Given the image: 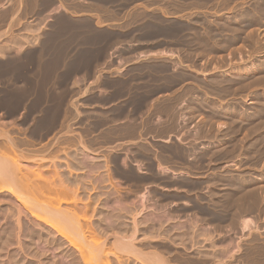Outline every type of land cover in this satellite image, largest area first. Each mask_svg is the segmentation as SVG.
I'll use <instances>...</instances> for the list:
<instances>
[{"label": "rangeland", "instance_id": "1", "mask_svg": "<svg viewBox=\"0 0 264 264\" xmlns=\"http://www.w3.org/2000/svg\"><path fill=\"white\" fill-rule=\"evenodd\" d=\"M23 1L25 6L23 9L21 8L22 12L20 11L21 13L18 14V18L13 20L14 16L10 17V14L4 16L3 12L5 10L4 8L8 7L7 5H16L18 0H0V65L5 62L9 64V68L6 72H0V90L6 88L10 82L15 86H20V92L25 90V92L23 91L25 94L33 95V93L37 94V92L41 90L42 92L44 91V94L47 96L50 93L53 94L51 97H55V95L57 97V94L61 93L64 98L59 94L58 97H60V99L55 103L59 105V111L62 110L60 111L59 118L56 120L55 126L53 125V128H49L51 131L47 129L37 133L34 132L33 134V124H36V121L35 119H30L31 117L28 119L26 112H24L26 110H24L23 106L17 108L18 111H14L12 114L9 113L10 115L8 112L6 113L4 110H0V119L2 121L4 120L3 123H5L6 126L10 123V126L8 125L7 127H12L10 130L14 128L15 130L13 132L17 131V133L15 132L17 136L19 135V137L23 138V135H25V137L27 136L29 139L32 138L30 140H33V143L35 142V147L45 144V146L47 145L46 147H50V149L54 151L60 148L62 156L60 155V151H58V153L59 159L62 161L65 155L64 151L76 153L78 149H81L79 145L84 142L85 144L82 145L89 146V148L86 147L90 151L95 152L93 154L98 157L101 155L99 158L103 162L108 157L109 161L106 160L104 163L106 164L109 162L107 163V165H109L103 167V169H105L103 172H106V169H108L109 172L111 171V175H114L113 179L120 182L119 190L122 189V195L124 192L127 194V197L123 200L134 201L136 204H139L140 200L138 199L141 198V194L148 190L150 193L152 192V194L148 192V197H150L149 201L156 202H148V209L150 205L154 206L159 203L161 206H165L164 204L167 203L166 205H169L172 213L179 214V219L187 217L185 216L186 213L190 217L198 216V224L201 222L199 225L203 227L208 225L209 232L211 231L210 233L213 235L209 234L212 235L211 237L214 240L217 239L215 240L217 244L223 245L222 243L225 244L227 243L226 241L232 238L237 240L236 236H243L244 238L248 236L250 238V236L246 234L247 232H241L240 230L238 232L239 228H236L238 227L236 226L238 224L236 221L238 217L236 218L235 216L236 224L232 222L234 219H230L234 218L233 213L236 208L233 207L229 209L227 207L228 203L226 199H224L225 195L220 198H216V195H214L215 192L220 193L226 191L225 189L224 191L223 189H220V191L218 189L227 185L223 183H227L228 180L227 174L229 173V166H227V164H229V159H227L226 143L220 141V136L216 137V130L213 132L214 126L212 128V123H210L211 105L209 104L211 102L210 88L212 86H210L211 84L209 83L212 82L211 63H213V56L210 55L212 40L209 33L210 28L208 27L212 19L210 0H64L62 3L63 6L65 4V10H60L59 7V11L56 8V13L52 12L51 8L55 3H58L57 0H53L55 3L52 2V5L46 8H40V6H38L40 0ZM34 16L37 22L33 19ZM11 19L14 21V25ZM10 20L12 22H10ZM206 22L207 24H205ZM98 23H101V25ZM9 26L12 27V29L10 27L12 31L9 30ZM260 28H257V30H259L257 31L255 27L254 35L261 34L259 37L261 40L258 38L259 35L257 36L260 40L259 50H261H258L259 52L257 51L258 54L257 52H255L254 55L252 54L250 56V59L252 58L251 60H249V57L247 58V55L249 56L250 53H245L244 59L247 58L248 65L257 59L255 54L258 55L261 60H264V57H262L264 56V53H262L264 52V46H262L264 45V24L260 23ZM255 30L258 34L255 33ZM12 37L18 39L16 44L13 42ZM19 39L21 41H19ZM240 42L241 41L236 43L235 46L239 45L238 48L240 49L243 47L241 52L244 54V52L247 51V47L245 44L242 46L243 42ZM122 45L125 46L124 48L127 49V52L135 51L134 55L123 56L121 54L119 56V62H111L113 54L109 53V51ZM207 46H209V48ZM235 49H237V47ZM163 50L172 53L170 54L171 56L163 54L161 52ZM238 51L240 52V50L237 49V56H239ZM227 52L228 50L225 51V55L224 53H221V55L225 57ZM241 54L242 53H240V55ZM50 65L52 66L50 67ZM22 66H24V68ZM19 68L20 70H18ZM88 73L91 74L82 81L76 77L80 74L83 76ZM82 76L81 78H84ZM102 77H105V79L101 80ZM15 86L14 88H18ZM107 89L112 91V95L104 97L100 95L96 96L98 92ZM16 91L19 92V90ZM165 92L168 94H164ZM61 97L63 99L62 101ZM196 98L198 99L196 100ZM102 99H107L109 101L102 102ZM196 101H199V103ZM60 102L64 103L59 104ZM111 102H114L111 107L107 109L102 108V106L108 105ZM149 102L151 104H149ZM21 111L23 112V116H25L24 118L27 119L22 117ZM65 112L67 116L64 115ZM18 116L20 118L17 119ZM19 119L24 121L21 120V122ZM61 120H63L65 124L68 122L69 125H63L64 122ZM58 125L62 127H58ZM68 127H70L69 130ZM78 138H82L81 140L83 141L81 144H78ZM70 149L71 151H69ZM224 150H226L225 153H223ZM58 153L56 151V154ZM103 155L105 159L102 158ZM47 159L43 160L44 162L41 160H37L36 162L30 161L28 167L32 172L41 173L43 178H47L49 182L54 181V185H57L58 176H56L57 174L55 173L56 167L52 162L49 160L47 161ZM123 161L125 162L123 163ZM157 162L161 164L162 167L171 168L169 170L175 172L172 174L171 172H165L164 169L160 170L157 166ZM135 163L141 164L140 168L145 173L142 171L140 172ZM79 172L76 171L74 173ZM140 175H146L145 177L147 180L140 177L137 178V176ZM127 176H129V179H126ZM218 176L220 179L222 177L224 179H221V181ZM133 179H136V181ZM137 179L140 183L142 182V186L141 184L137 186L132 185L138 182ZM217 179L220 182L216 181ZM170 180L172 181L170 182ZM191 180H194V182ZM195 181L198 182L195 183ZM190 182L195 185L190 184ZM103 184L102 191L107 192V190L110 189L109 192L112 193V187L109 183L106 181L104 184L106 186ZM128 187L130 191H132V188L134 191L126 193ZM182 188L183 190H181ZM184 188H187L186 190H189L190 193L188 194L189 191H186ZM173 189L175 190L173 191ZM88 190L89 191H86V193H80L79 195L82 197L83 201H92L95 206L103 204L100 200L97 201L95 199V195L102 193L101 190L97 192H95L97 188L96 190ZM19 192L23 196L22 198L30 201V203L32 202V204L38 203L43 205L46 202V204H49V202H54V198L56 197L53 192L47 190H44L43 194H39L34 190V187H21ZM176 192L178 193L176 194ZM165 194L167 195L166 198ZM197 194L199 197L201 196L202 199H199ZM209 194L212 196V199L214 197V202L220 199L219 204L221 203V206L216 205V202L214 203L210 200V196L208 197ZM90 196L93 200H91ZM101 196L104 195L102 194ZM110 196H112L113 199L109 197L110 200L108 199L107 201L109 205L113 203L111 200L114 201V194L112 193ZM61 197V199L66 201H72V199L75 198V196L69 192ZM5 198L4 196L0 197V215H2L3 218L8 215L6 213H8L11 208V205L5 202V200H7V198ZM100 199L103 201V197ZM136 199L139 203L136 202ZM223 200L226 202V207L225 205L222 206L224 203ZM206 201H209V206H207V208L206 205H208V203ZM184 202H186V204ZM183 203L187 207L184 206ZM191 203H195L196 206L202 205L203 207H195V204L191 205ZM211 203L214 204V206ZM178 206L180 208H178ZM218 206L220 207L218 208ZM99 207L101 208V205ZM209 207H213L214 209H210ZM224 207L227 209L225 210ZM91 208L92 205L86 212V217L91 215ZM197 208L199 211L196 210ZM181 209L184 211H181ZM203 209L207 210V213ZM209 210L214 212L211 214ZM217 210L219 212H217ZM223 210L226 212L230 210L232 213L228 211L227 214L223 212ZM220 211L223 212V215H221ZM4 212H6L5 215H3ZM148 212L149 211L144 214H149ZM197 212L202 214H197ZM44 213L46 215L49 214L47 210ZM191 214L197 215L192 216ZM206 214L207 217L205 218ZM224 215H226V218L223 217ZM21 217L22 223L30 226V223L26 224L25 218L23 216ZM213 217H215V219ZM8 218L10 220L3 219L0 223V227H2V229L6 227L4 224L6 221L8 225L12 223L15 228V233L17 232L16 235H19L18 237L16 235L13 236L14 243L12 246H7V249L5 246L4 249L0 246V264H7V262L15 264L14 261H17L16 258L18 257L19 261H17V264H29L31 261L33 264H46V262L47 264H50V262L52 264V261L58 262L59 264L70 263L72 256L67 254L64 247H59L51 242L52 239L48 235L42 234V237H39L38 234L42 231L32 225L34 231L24 238L26 239L24 245H26V243L27 245L28 243L32 244L31 246L34 250L43 251V254L39 252L40 255L42 254L43 256L37 255L41 257L37 258V256L33 257L29 255L31 253H28L29 251L27 249L24 250L25 247L22 248L18 244V239L20 237V239H22L23 237L18 231L19 229L17 228L15 217L9 214ZM227 225L229 229L226 227ZM230 227L233 231H231L232 229H230ZM86 233L89 237L88 232ZM232 233H235L234 237ZM255 235L254 233L252 234V236ZM219 237L221 238V243L218 241ZM90 238L91 237H89V239ZM246 238L243 239L244 243L249 239ZM225 239L227 240L225 241ZM260 239L263 241L262 238ZM109 245L110 242L108 241L107 248L110 247ZM205 246L208 245L206 244ZM13 252H19L17 253L18 256L15 255L16 258L11 254ZM10 255L14 257L11 258ZM234 262L232 264H234Z\"/></svg>", "mask_w": 264, "mask_h": 264}, {"label": "bare ground", "instance_id": "2", "mask_svg": "<svg viewBox=\"0 0 264 264\" xmlns=\"http://www.w3.org/2000/svg\"><path fill=\"white\" fill-rule=\"evenodd\" d=\"M54 1L53 0H40L39 4L37 2L36 3L38 4V6H40V8H46L49 5H52V2L55 3ZM57 1L58 3L57 4L55 3L53 7L51 8L52 12H55V13H56V8L58 10L59 7H60V10H65V7H64L65 4L63 6V3H62L64 0H57ZM210 5L212 9V12H211L212 19L208 27L210 28L209 33H210V38L212 40V45L210 47L211 48L210 50L212 51V53L210 50L209 51H210V55L213 56V60H212L213 63H211L212 64V71H211L212 82L210 81L211 83H209L211 84L210 86H212L211 87L212 89L210 88L211 102L209 104L211 105L210 106L211 108V111H210L211 112V122L210 123H212V128L214 126L213 132L216 130L215 131L216 137L220 136L221 137V138L219 137V139H221L220 141L226 143L227 159H229L230 161V162L228 161L229 164H227V166H229V169L227 168L229 171V173L227 174L228 180L225 177L227 180V183H223L227 185H225L223 188L218 189L219 191L220 189H223V191L225 189L226 191L220 192V193L212 191V190L211 191L215 192L214 195H216L215 196L216 198L224 197L223 195H225L224 199H226V202L228 203L227 207L229 209L233 207L236 208L233 213L234 218H230V217L229 218L232 220L234 219V221L232 222H235V224L237 221L238 224L236 226L238 227L236 228H239L238 232L239 230L241 232H245V233L247 232L246 234H248L250 238L248 236L247 238L249 239L245 237L247 239V242L244 243L243 239L245 238L243 236L242 237L236 236L237 240L235 238H232L229 240L228 238L229 241H226L227 239H225L227 243L225 244L222 243L223 245L217 244L215 241L217 239L214 240L211 237L213 234L210 233L211 231L209 232V227H207L208 225L204 227L201 225L202 226L201 227L199 225L201 224V222L198 224V220H199V218L197 220L198 216L190 217L186 213L185 216L187 217L184 216L185 218L179 219L180 217L179 214L172 213V210H170L169 205L168 206L166 205L167 203L166 204L163 203L165 206H161L159 203L158 205L155 204L158 207H156L155 205L154 206L150 205L148 209V205H149L148 202L150 203L155 202L154 200H152L154 202H151V200L149 201L150 197L148 196L150 192L148 190H146L145 193L141 194V198L138 199L140 200L139 201L140 203L136 199V202L139 204H136L134 201L123 200L125 197H127V194H125L124 192V194L122 195L121 193L122 189L119 190L120 182L117 181L116 179H113L114 175L112 176L110 173L111 171L109 172L108 169H106V172H103L105 170L103 169V167H107L109 165V164L107 165V163L109 162H107L106 164L104 163L106 160H108V157L107 159H105L103 155L102 158L105 159V160L103 159L104 160L103 162L99 158L101 157V155H99L98 157L97 155L93 154L95 152L90 151L88 149L89 146L86 145L88 147L87 148L86 146L82 145V144H85L84 142L81 144V142L83 141L81 140L82 138L81 139L78 138L79 139L78 144L79 143L81 144L79 145L81 149L80 150L78 149L76 153L72 152L73 154L69 153L68 151H64L66 156L64 155L65 158L63 156L62 158L63 161H62L61 159H59V153H58V151H60L61 149L57 148L58 150H56V147L58 145L55 147V150L57 151L58 154H56V151L51 150L50 147H46L47 145L45 146V144H41L35 147L34 146L35 142L33 143V140L32 141L30 140L32 138L29 139L27 138V136L25 137V135H23V138L19 137V135L17 136L15 134V132L17 133V131L13 132L15 130L14 128L13 130H10L12 129V127L10 128L7 127L10 123L6 126L5 123H3L4 120L2 121L0 119V197L1 196H4V198L6 197L7 200H5V202L11 205L9 212L8 213L4 212L3 215H5L6 213L8 215L10 214L11 216L15 217L16 225H17V228L19 229L18 231L21 233L23 237L22 239H20L21 238L20 237L19 238L20 240L18 239V244L22 248L25 247L24 250L27 249L29 251L28 253H31L29 255L36 257L37 255H40V253L43 252V251L42 252L36 251V249L34 250V248L31 246L32 244L28 243L27 245L26 243V245H24V242H26V239L24 238H26L27 235L33 233L34 227L32 226H35L37 227L38 230L42 231L41 233L38 234L39 237H42V234L48 235L52 239L51 242L58 245L59 247H64V250L67 252V254H70V256H72L71 258L72 260L70 261L69 264H98V263H101V264H209V263L232 264L234 261L236 262V263L234 262V264H238V263L264 264V60L263 59L261 60L256 54L255 56L257 57V59L255 58L256 60L252 61L250 65H248V60H246L248 57H249V60H251L252 58L250 59V56L252 54L254 55V53L257 52L260 48L259 41L261 39L259 37L261 34L259 35L257 33V31H259L257 30V28H260V23L264 24L263 23L264 22V0H210ZM7 6L8 7L4 8L5 9L3 12L4 16H7L8 14H10V17L14 16L15 18L13 17V20H15L16 18H18V14L22 12L21 8L23 9L25 4L23 0H18V3L16 5L11 4L10 6L9 5ZM11 20L10 22L13 21ZM98 24L101 25V23H98ZM205 24H207V22ZM13 25H14V21H13ZM11 26H9L10 31H12ZM255 27L257 30V31L255 30L256 31L255 33H257L259 36L254 35ZM257 36L260 40L257 38ZM12 38H13V42L16 44L18 39H16V37H12ZM19 41L21 40L19 39ZM239 41L243 42L242 46H244L245 44V46L247 47L246 49L247 51L245 50L246 52H244V54L243 52H241L243 48L240 44L241 42L239 43L240 46L242 47L241 49L238 48L239 45L235 46V44L238 43ZM207 47L209 48V46ZM236 47L237 49L240 50V52L238 51L239 56H237V49H235ZM226 50H228V52H227V55L224 57ZM161 52L167 55L172 54L169 51L167 52L164 50ZM247 52L250 53L249 56L247 55L248 54ZM221 53H224V55H221ZM240 53L242 54L240 55ZM245 53H247L246 59H244ZM8 65L9 64H7L6 62L4 64H1L0 72L1 73L6 72L9 68ZM52 65H50V67ZM22 67L24 68V66ZM18 70H20V68ZM14 86L15 85H13V83L9 82L6 88L0 90V110L1 111L4 110V112L6 113L8 112V114L9 113L12 114L14 113V111H18L17 108H20L23 106L24 110L26 111L24 110L22 111L26 112L28 119L29 117H31L30 119L32 120L35 119L36 121L35 122L36 124H33L34 125L33 134L34 132L37 133L43 130H47L51 128L53 125L55 126L56 120L59 118L60 111L62 110L61 109L62 106L60 108L61 110L59 111V105L55 103L58 101V99H60V97L58 96L61 93L57 94L58 95L57 97L55 94H54L55 97L54 96L51 97L53 94L50 93L51 95L49 94L50 96L49 95L47 96L44 94V91L42 92L40 90V92H37V94L33 93V95L31 94L29 95V94L24 93L25 90H23L24 92L23 91L20 92L21 90L20 86L19 87L15 86L18 88H14ZM16 90H19V92ZM198 98H196V100ZM62 100L63 99L61 97V101ZM196 102L199 103V101H196ZM62 103L64 102H60L59 104H62ZM149 104L151 103L149 102ZM36 112H37V115H36ZM21 115L23 118L25 117L23 116V112ZM64 115H66V112L64 113ZM18 118L20 117L18 116L17 119ZM24 119H27V118H24ZM19 120L21 121L22 119H19ZM61 121L64 122L63 120ZM61 121L60 123L62 125ZM24 123H27V122H24ZM66 123L68 124V122ZM67 124H65L64 122L63 125H67ZM59 126L60 125H58V127ZM69 128L70 127H68V130ZM71 128H72V125H71ZM49 131L51 130L49 129ZM18 134H19V131H18ZM78 144H77V147H78ZM62 149L65 150L64 148ZM75 149H76V146H75ZM69 151H71V149ZM225 151L226 150H224L223 153H225ZM61 152L62 151H60V155L62 156ZM46 159L47 161L49 160L50 162H52V164H54V166L56 167L55 173L57 175L56 174L55 175L58 176L57 185L56 184L54 185L53 183L54 181L53 182L50 181L53 183L52 184L48 181L47 178L45 177L43 178V175L41 173L32 172V170H30L28 167L29 166L28 163L30 161L36 162L37 160L43 161ZM124 162L125 161H123V163ZM135 165H137V169L141 172L142 171L140 168L141 164L139 165L138 163L137 164L135 163ZM157 166L159 167L160 170L164 169L165 172H171L172 174L175 172V171L172 172L171 170H169L171 168L168 169V168H165L164 166L162 167V165L159 163ZM76 171L77 172L80 171L82 173L80 172L74 173ZM72 172L74 175L72 174ZM142 172L145 173L144 171ZM32 173L34 174L31 175ZM145 176L140 175V176H137V178L140 177V178L146 179ZM126 179H129V176H127ZM221 179H224V178L222 177ZM106 181L112 187V193L114 194V201L111 200L113 203L110 205L107 203L109 197H112L110 196L112 195V193L109 192L110 189L107 190V192L102 191V184L104 182L106 183ZM134 181H136V179ZM137 181L138 182L132 185L137 186L142 183V182L140 183L138 179ZM171 181L172 180H170V182ZM191 181L194 182V180H191ZM216 181H218V179ZM196 182L198 181H195V183ZM190 184L195 185L194 183H191V182ZM21 187H34V190L37 191V193L39 194H43L44 190L53 192L56 196L54 198L55 201L52 202L54 204L50 203L49 201H48L49 204H46L47 203L46 202L43 205L38 204V203L32 204V202L30 203V201L22 198L23 196L19 192V189ZM176 188L178 189L177 186ZM88 189H92V190L95 189L96 190L95 192H97L98 190L102 191V193L98 194L99 193L98 192L97 193L98 195H95L96 196L95 199L97 201L100 200V202L103 203V204H100L101 208L99 207L100 205H98L99 203L97 204L98 206H95L93 205L92 201H83L82 197L79 196L80 193H86V191H89ZM175 189H173V191ZM181 190H183V188ZM129 191L130 190L128 187V190L126 191V193ZM133 191L134 190L132 188V191L130 192H133ZM186 191H189V190H186ZM68 192L70 194H73L75 198L72 199V201H66V200L61 199L62 198L61 196H64ZM180 192H183V191H180ZM177 193L178 192H176V194ZM189 193L190 191L188 192V194ZM102 194L104 196H101ZM150 194H152V192ZM166 196L167 195L165 194V198ZM197 196L199 197L198 194ZM209 196L210 194L208 195V197ZM101 197H103V201L102 199H100ZM200 198L202 199L201 196L199 197V199ZM209 199L213 201L214 197L212 199V196H210ZM91 200L93 199L91 198ZM206 202L208 203L209 201H206ZM215 202H216V205L221 204V203L219 204L220 199L215 200ZM226 202H224L222 206H224ZM184 203L186 204V202ZM193 204L191 203V205ZM91 205H92L91 215L89 217H86L85 214L89 210ZM212 205L214 206V204ZM184 206H183V209H184ZM201 206L202 205L196 206L195 204V207L200 208ZM207 206H209V203L208 205H206V208ZM220 206H218V208ZM178 208L180 207L178 206ZM46 210L49 212L48 215L44 213ZM196 210L199 211L198 208ZM203 210H202V213H203ZM147 211H149L148 212L149 214H144ZM181 211H184V210L181 209ZM204 211L207 213V210H204ZM209 212L211 211L209 210ZM217 212L219 211L217 210ZM223 212H226V211L223 210ZM223 212L220 211L221 215H223L222 214ZM182 213L185 214L184 212ZM198 213L200 212H197V214ZM197 214H194V215H197ZM8 215L4 216V218L2 215H0V223L3 221V219L5 220L9 219ZM21 216L25 218L26 224L30 223V226L32 225L31 226L32 228L29 225H25V223L24 224L22 223ZM216 216H217V213H216ZM235 216L236 218L238 217L236 221H235ZM206 217H207V214L205 218ZM223 217L226 218V215H224ZM213 218L215 219V217ZM7 223H8L7 221L4 223L6 227H4L3 229L2 227H0V246L1 248L3 247L2 249H4L5 247L7 249L8 248L7 246H12V244L14 243L13 236L16 235L17 233V232L15 233V228L13 224L11 223L8 225ZM228 225L226 227H228ZM230 229L232 228L230 227ZM231 231H233V229ZM86 232H88L89 237H91L90 239L87 236ZM209 233L212 235H210ZM253 233L254 235L256 234L257 236L256 235L252 236ZM18 235L16 236L18 237ZM222 235L224 236V234ZM234 235L235 233L233 234V237ZM219 238H218V241H220L221 243V238L220 239ZM260 238H262L263 241H261ZM108 241L110 242L109 248H107ZM206 244L208 246H205ZM17 253L13 252L11 254L15 256L17 255ZM13 255L12 257L10 255V257L13 258L14 257ZM18 258H16L17 261H19ZM37 258H41V257L37 256ZM17 261H14L15 264H17ZM30 263L33 264L32 261ZM42 263H45V262H42ZM57 263L55 261H52V264H57ZM7 264H13V263L7 262Z\"/></svg>", "mask_w": 264, "mask_h": 264}, {"label": "flooded vegetation", "instance_id": "3", "mask_svg": "<svg viewBox=\"0 0 264 264\" xmlns=\"http://www.w3.org/2000/svg\"><path fill=\"white\" fill-rule=\"evenodd\" d=\"M33 19H35V22H37V19H36V17L34 16L33 17ZM123 45H125V44H123ZM118 46L117 48H115V49H112V51H109V53H112L113 55H112V57H111V62L113 61H115V62H119V56L122 54L123 56H130V55H134V53H135V51H132V52H127L126 50V48H124L125 46ZM115 59V60H114ZM89 74H91V73H88V74H85V75H83L82 76V74H80V75H78V76H76L78 79H81V81L83 80V79H86L88 76H89ZM81 76L82 77H84V78H81ZM105 79V77H102L101 78V80H104ZM164 94H168L167 92H165ZM108 96V95H112V91H110V90H105V91H102V92H98L97 94H96V96ZM102 102H108L109 100H107V99H102L101 100ZM114 104V102H111L110 104H108V105H104V106H102V108L103 109H107V108H109V107H111L112 105ZM142 185V184H141Z\"/></svg>", "mask_w": 264, "mask_h": 264}]
</instances>
